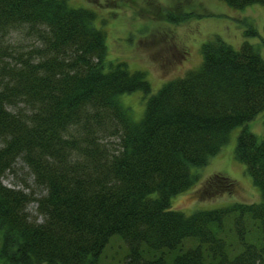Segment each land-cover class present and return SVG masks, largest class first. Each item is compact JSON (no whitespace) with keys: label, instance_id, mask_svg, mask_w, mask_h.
Masks as SVG:
<instances>
[{"label":"trees","instance_id":"16d2710c","mask_svg":"<svg viewBox=\"0 0 264 264\" xmlns=\"http://www.w3.org/2000/svg\"><path fill=\"white\" fill-rule=\"evenodd\" d=\"M97 17L68 0H0V263L117 264L100 255L118 234L127 244L118 264H264V134L244 126L235 146L259 202L171 207L198 180L193 169L264 111V59L248 41L234 48L216 35L197 69L150 94L143 71L107 59ZM18 26L40 47L12 48L6 37ZM136 90L148 95L138 121L120 102ZM105 131L119 148L101 141ZM18 158L45 189L40 197L2 182ZM219 178L213 190L231 188ZM31 201L40 221L29 217Z\"/></svg>","mask_w":264,"mask_h":264},{"label":"rangeland","instance_id":"374dc122","mask_svg":"<svg viewBox=\"0 0 264 264\" xmlns=\"http://www.w3.org/2000/svg\"><path fill=\"white\" fill-rule=\"evenodd\" d=\"M68 3L96 11V24L106 32L107 59L125 61L130 70L143 71L151 87L150 94L166 81L182 76L189 69H197L202 62V44L216 35L234 48L248 41L264 59V4L255 3L235 9L221 0H68ZM169 14L177 16L180 21L170 20ZM6 42L20 52L40 47L37 34L27 26L10 30ZM147 97L136 90L121 94L120 102L130 109L131 118L138 121ZM244 126L262 136L264 111L244 125L234 127L219 152L209 157L205 165L193 169L199 176L198 180L188 190L172 197L173 209L189 214L196 209L261 200L260 188L253 184L245 165L235 156L237 136ZM101 141L110 150L119 148V137L107 131L101 135ZM214 175L230 180L231 188L213 190V186L224 182L222 178L213 179ZM2 182L8 187L33 193L35 197L45 193V189L34 182L29 168L20 158L11 170L3 174ZM26 210L31 220L42 219L37 212L36 201H31ZM126 245L120 235H112L100 255V261L116 260L118 264L127 252Z\"/></svg>","mask_w":264,"mask_h":264}]
</instances>
